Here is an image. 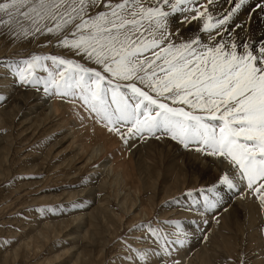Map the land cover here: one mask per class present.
<instances>
[{
	"label": "snow or ice",
	"instance_id": "6c2138e0",
	"mask_svg": "<svg viewBox=\"0 0 264 264\" xmlns=\"http://www.w3.org/2000/svg\"><path fill=\"white\" fill-rule=\"evenodd\" d=\"M0 35L60 50L0 60V79L78 105L124 144L163 135L218 160L208 209L224 187L264 208V0H0ZM133 231L151 247L126 245L127 264H179V221Z\"/></svg>",
	"mask_w": 264,
	"mask_h": 264
},
{
	"label": "rangeland",
	"instance_id": "374dc122",
	"mask_svg": "<svg viewBox=\"0 0 264 264\" xmlns=\"http://www.w3.org/2000/svg\"><path fill=\"white\" fill-rule=\"evenodd\" d=\"M45 39L0 35V60L60 52ZM0 95V264H127L126 245L151 247L133 229L169 219L188 234L179 264H264V208L245 188H220L217 208L204 206L218 160L163 135L124 144L78 105L11 78Z\"/></svg>",
	"mask_w": 264,
	"mask_h": 264
},
{
	"label": "bare ground",
	"instance_id": "6f19581e",
	"mask_svg": "<svg viewBox=\"0 0 264 264\" xmlns=\"http://www.w3.org/2000/svg\"><path fill=\"white\" fill-rule=\"evenodd\" d=\"M125 160V159H124ZM115 164V163H114ZM116 165V164H115ZM117 166V165H116ZM114 167V166H113ZM236 201V200H235Z\"/></svg>",
	"mask_w": 264,
	"mask_h": 264
}]
</instances>
